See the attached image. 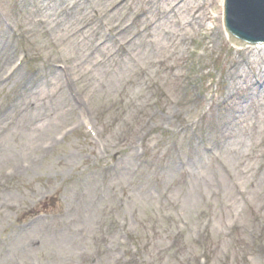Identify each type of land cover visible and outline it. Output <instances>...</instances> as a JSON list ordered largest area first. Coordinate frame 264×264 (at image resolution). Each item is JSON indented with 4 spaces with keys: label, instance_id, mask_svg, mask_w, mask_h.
<instances>
[{
    "label": "rangeland",
    "instance_id": "rangeland-1",
    "mask_svg": "<svg viewBox=\"0 0 264 264\" xmlns=\"http://www.w3.org/2000/svg\"><path fill=\"white\" fill-rule=\"evenodd\" d=\"M37 1L42 3L43 0H0V15L7 16L10 19L13 24L12 26H14L18 35L25 34L27 37H20V40H18L17 38L13 39L10 35L5 38L3 36V30H1L0 27V39L5 41V43L7 40L12 43V46L9 47L12 57L7 58L10 64H7L6 69H8L11 64H14L17 59L16 57L26 51L30 60H32L29 63L30 66H27L29 69L27 67L22 68V73L17 79H32L33 76L39 73V76L41 75L42 78V84L39 86L41 87L45 83V79L47 78L46 75H49L45 73L46 67H44L45 63L51 64V60L49 59H53L54 62L58 59H63L61 64L69 66L70 71L72 63L80 64V60L86 50L77 54V56L72 59L67 52L61 49L60 44L56 43L54 39L48 40L45 35L46 31L41 25V21L45 19H40L39 6L36 8L34 6ZM144 1L145 2L143 3L141 0L134 1V4L132 3L128 8H125L122 11L123 16L127 15L131 10L141 12L143 9L148 8L149 5L147 2L149 0ZM195 2H199L202 6L203 4H206V7L208 8L210 7L211 0H196ZM120 16H116V18L113 19V22H117L116 20H118ZM223 36L224 35H221L220 37H213L210 39V46L205 42L207 48H204L202 51L205 56L201 59H203V64L206 67L205 70H208L207 72H203L207 73L206 75L203 74L204 76H201L204 83L203 90L210 95H215V92L212 89L209 90L207 88L210 84L206 83L205 78L208 76L210 78V74H212L213 79H217L218 81L222 74L225 79L229 74L228 65H230L233 58L236 57V52L227 42H225L226 39ZM201 41L203 40L199 38V46ZM139 43L135 46L136 52L137 48L139 51L144 50L146 47L142 46V42ZM196 53L197 55L200 53L198 52V49H196ZM120 54L121 53H119V55ZM93 63L94 61H92L91 65L85 68L84 71L94 90L97 91L99 86H108L114 83L109 81L115 79L113 76H116V67H111L112 65H110L108 67H111V70H108L107 67L96 71L94 70L96 66ZM0 64L3 63L0 62ZM146 66L147 65L142 63L140 66L137 65L116 85L117 93H120L124 86H130V84H133L126 92L128 100H132L131 102H128L124 108L126 119L140 108L138 106L136 109H133L134 105H137V101H139V92L137 93V90L142 87L146 89L154 80V77L152 76V78L139 81L141 76L144 77L143 70L148 69ZM84 82L85 79L81 81L76 80V86L78 87L73 89V92L78 93L80 89L82 90V92L79 91L80 95L82 93L85 97L89 95V92L83 89V85H88L86 84L88 81ZM252 83L253 82L249 80V83H247L248 85H245V89H251ZM39 87H37L38 90L40 89ZM160 88L162 90L165 89L163 86ZM225 88L226 87H223V92L226 90ZM182 92L185 94L184 90H182ZM18 94L19 89H16V85L14 84L5 85V88H0L1 165H3L4 158H8V155L11 158L16 150H20L19 147L21 145L16 144L19 142H15V140L21 135L20 130L23 123L27 122V120L25 121V118L22 124H19L17 127L15 126L13 129L12 121H4V113L7 115L10 107H14L17 103L16 99L19 97ZM42 94L44 103L48 107V105H50V97L53 96L52 92L49 89H44ZM185 95L187 100L181 98L182 93L178 92V97L173 98L171 96L174 104L168 97L166 102H164L170 106L171 115L169 117V122H175L177 115L180 112H183V114L188 116L200 117V120L199 118H195V120H199L204 135L207 138H210V141L205 140L206 143L211 144L216 139H224L226 141L234 140L238 142L237 152H240L243 157H245L244 164L241 168L238 167L237 161L229 159L226 154H224L226 161H214L208 159L209 155H206L208 157H206L202 163H197L198 167L203 168L202 170L196 172V170L191 168L188 164L187 171L183 172L180 169V166L176 165L177 158L173 155V151L169 145L171 139L166 140L163 135H161L162 130L170 124L167 123L161 129V133L154 130V134L149 136V158L152 161L153 168L150 170H144L140 175H136L133 171V166L135 164L133 147L136 139L133 136L134 134H131L130 136V130L127 129L125 126L126 124L123 123V121L126 122V119H120L115 111L100 115L97 118L99 127L104 128L105 135L102 134V137L107 136L110 145H113L111 147L113 150L112 157L114 155L117 160L118 157H120V169L123 173L124 171L127 173L125 179L121 178L122 186L125 185L127 187V193L122 195L124 196L123 200L121 198L118 199V205L122 206L124 204V209H117L115 201L113 200L114 198L111 194L108 196L107 203H103L104 207L102 205L103 211H113V215L110 219L111 222L122 218L128 219L130 221L131 231H134L135 235L138 237V243L143 247L147 261L151 262V259H155L154 261L156 263L158 262L157 264H188V262H182V260L188 258L189 255H196L197 249L194 253L189 252L188 250H185V252L180 251L178 257H176V252L178 249L181 250V248L185 246H193L195 228L202 221L203 216H213L215 222L217 220V226H220L218 225V222H223V226L216 230L220 238L214 237L215 226H213V231L209 236V243L212 245V248L216 249L222 246L223 242H218V240L223 241V233L230 228V225L233 223L237 225H251L257 217L256 213H258V208L264 206V120L261 119L264 117V111L260 112L257 116L255 115V118L252 117L251 112L250 115H245L246 112L243 113V115L239 117V121L236 122H232L231 118L229 120L232 122L231 126L225 130L215 124L218 122V119L214 111H210L205 117V113L208 111L210 105L204 104L210 103L207 101V98H205L202 103L191 101L189 95ZM218 100L222 101L220 98H218ZM85 103L88 108H93L97 113L102 112V109L106 107L104 105L107 104L104 100H100V98L90 100V104L87 102ZM17 115L18 112L15 110L8 116L15 120ZM75 115L76 114L74 113L72 117L73 119L76 117ZM43 119L46 120L45 114ZM50 121L52 126L57 127L51 135L61 128L64 129L72 124L70 121L67 123L62 122L61 119H57V116L51 118ZM5 125L7 129H4ZM171 128H173V126H171ZM51 135H47V137L50 138ZM66 141L67 142L63 146L53 148L51 153H47L46 162L42 163L38 169L36 168L31 172L33 176L18 180L13 185V190L10 194H7L11 196L8 204L21 200L24 201L23 203L26 205H31L28 203L34 201L35 197H38V195H41L40 192L44 189L50 191L49 193L52 197L60 198V202L56 206L55 211H44L43 208L40 209V211H44L45 213L52 212V218L64 210L70 209L74 203L79 201L83 193L86 195H88L89 192L91 193L90 205L94 206L93 203H95V200H99L97 179H100L101 177H98V174L102 175L103 168L106 167L107 162L103 160L101 163H103L104 166L101 169L97 167L99 163L96 157H99V154L96 150L93 153V144L89 141L86 142L81 134L71 138L68 137ZM242 144L246 145V147H242ZM189 147L192 150L198 151V153H196L197 156H204L203 143L197 144L193 142L189 144ZM85 155H88L90 159L86 160ZM186 156L185 151L182 150L180 157L187 163ZM13 157L15 159L14 162L8 166L5 165L0 168V174L4 169H12V166L18 162L15 153ZM4 164L6 163L4 162ZM223 164H226L228 167H234L232 172L234 175L239 174L238 172L240 171V174L242 175L241 186L244 187L249 194L245 199L240 200L234 194L232 184H230V187L223 185V188L221 189L217 187V184L214 186V182L217 183L215 176L216 169L214 168H218L219 165L220 169ZM83 174H88V176L96 174L95 179H93L95 181L93 186H90L87 181L88 179L80 184L78 183V180L82 179ZM239 179H241V177H238V180ZM111 190L112 192H119V189L112 188ZM88 204L89 202L87 199L81 200L77 209L76 218L79 219L80 215L85 213V206ZM223 204H228L231 207H229L230 212L227 213L226 210H221ZM100 208L101 206L97 207L98 212ZM104 208L106 209L104 210ZM6 211L7 208L0 212V264H18L24 262L32 264L33 261H38L41 264H76L79 262V254L85 249L90 248H86L90 243L84 242L80 237L76 240L79 241L77 245L75 244L76 242L73 240L71 241L70 239H64L61 242H57L53 238H49L45 241V244L39 245L40 247L37 246L39 249L31 250L28 253L20 252L18 249H15L17 242L15 246H13L14 248L7 245V241L10 237L5 236V234L10 227L9 225H11V222L8 219V215H11V213L4 215ZM231 212L236 213L237 216L230 218L228 214ZM98 218L99 214L97 219ZM84 225V228L87 229L85 231L93 234V231H89L90 229H93L92 222L87 221ZM95 228L97 229V224H94V229ZM31 236L33 237L35 235ZM236 236V239L233 241L237 243V239L242 236L241 234ZM30 238L31 237L27 238L26 243L29 242ZM64 242L69 243L70 250L63 249L56 245ZM176 244L177 247L174 248ZM227 246H230L231 248L230 241L227 242ZM4 249L7 250V253H4ZM243 251H245V249L238 246V249L235 251L238 258ZM254 256L259 258L257 255ZM215 257H217V255L214 254V258ZM113 260L114 256H112L111 259L112 263ZM250 262L249 264H251Z\"/></svg>",
    "mask_w": 264,
    "mask_h": 264
},
{
    "label": "bare ground",
    "instance_id": "bare-ground-1",
    "mask_svg": "<svg viewBox=\"0 0 264 264\" xmlns=\"http://www.w3.org/2000/svg\"><path fill=\"white\" fill-rule=\"evenodd\" d=\"M98 2V6L104 8L105 5L110 4L111 0H96ZM182 1L184 2V5H180ZM47 6H45L43 9H40L43 18L45 17V21L43 24L44 30H49L51 35H53L59 43L62 44L63 50L67 52L71 58L77 56L80 51L85 50L87 47L90 46V44L93 41V36L88 33L90 31L84 32L82 35H79V38H76L71 41H67L65 38L62 37V33L66 31V33H69L68 30L71 29L75 24H84L88 20V18H91L90 15L87 12V9L85 5L79 4L77 0H49L46 2ZM187 0H164L163 5H159L156 8H153L149 13L144 17L143 24L146 34L149 36L147 49L141 51L139 53V59L138 63L140 61H143L146 63V65L151 66V60L154 59V57H157L158 54H166L168 51L172 52L177 47H181L183 44L188 42L189 40V30L194 32V34L201 31V33H204L208 31L207 26L210 28V32H213L212 34H215V36H219L222 31H225L223 28L224 25V18L222 15H219L218 19V25L220 20V26H211L206 25V22L199 17V12L197 9H194L192 11V14H188V8L192 5H187ZM222 4V3H221ZM113 6V5H111ZM187 6V7H186ZM187 8V11L185 10ZM59 11H56V10ZM56 12V14H55ZM62 13V15H60ZM121 14V12H120ZM67 15L66 18H62L61 16ZM40 33V30H39ZM226 37L229 35L226 33ZM53 37V38H54ZM229 40V37H228ZM250 50H243V56L240 60H233L232 69H231V91L235 88L234 82L239 81V85H242L243 79L244 82L247 79V72L246 68L244 70V65L247 63V65H250L251 67H259L260 61L256 57L252 60L253 63H251V58L256 53H262L264 54V48H249ZM3 48L1 49V51ZM105 49L100 50V52H104ZM255 57V56H254ZM101 58H99L95 65L98 68H103V65L100 64ZM120 63V62H119ZM121 65L116 70V76L115 79H111L109 82H114L111 85L108 86H99V91L91 90L90 91V97L92 98L95 93H99V96L103 98L106 101L111 100L112 98H116L114 103L119 101V97L117 96V84L123 80L128 73L132 71V67L136 65L135 61H127L120 63ZM77 66L76 63L74 65ZM129 69V71H126ZM108 70H111V67H108ZM76 71L78 73V78L81 79L85 75L84 69L80 67H76ZM98 71V70H97ZM264 75V70L261 72ZM112 77V78H113ZM53 87L56 90H61L59 87V84H54ZM172 96H177V93L175 90L171 91ZM139 100L142 101L144 98L147 97L149 94L146 90H143L142 88L139 91ZM38 99V98H36ZM262 98H258L255 96L254 93H248L247 96H245L242 99V104L245 107H250L252 112V117L255 118V115L257 116L260 112H263L264 109L258 105V102L261 101ZM39 101V99H38ZM29 102V101H28ZM31 109L33 110V107L31 106ZM246 109V108H245ZM55 110L56 115L55 116H63V118L66 119L65 122L69 121L70 111H67L65 109V103L62 101V98L56 102L55 104ZM35 115L34 113L27 119V122H25L21 126V135L19 138L26 141L27 149L25 151V154L27 156H30V153L33 151H37L39 148V143L44 142V138L47 137L48 134H50L54 129L55 126H52L50 122L44 121V109L40 106H36L35 108ZM241 113V110L238 109V115ZM257 119V118H256ZM264 120V117L261 118ZM238 142L234 140L228 141L226 144V147L224 149V154H226L229 159L237 161L238 164L244 163V157L240 152L238 151ZM236 145V146H235ZM42 146V145H40ZM244 147L245 145H241ZM9 157V155L7 156ZM5 159V158H4ZM14 157L12 155L11 159L9 160L8 164L13 162ZM7 164H0V168L5 166ZM242 178V176H241ZM242 180V179H241ZM89 202V200H88ZM87 212L91 214V217H96L98 210L94 209L92 206H90V203L87 207H85ZM92 209V210H91ZM230 216H233L232 214H229ZM86 219V218H85ZM80 222L78 224V227L80 228L81 236L84 234V222ZM32 243L28 245H24L22 241L18 244V247L20 250L25 252L26 250H29L32 248ZM65 244V243H64ZM67 247L69 244H65Z\"/></svg>",
    "mask_w": 264,
    "mask_h": 264
},
{
    "label": "water",
    "instance_id": "water-1",
    "mask_svg": "<svg viewBox=\"0 0 264 264\" xmlns=\"http://www.w3.org/2000/svg\"><path fill=\"white\" fill-rule=\"evenodd\" d=\"M227 11L228 25L238 37L248 42L264 41V0H227ZM228 37L236 45H245L232 35Z\"/></svg>",
    "mask_w": 264,
    "mask_h": 264
}]
</instances>
